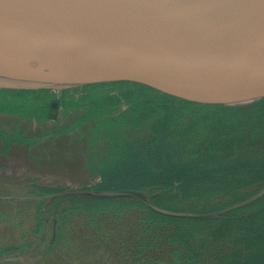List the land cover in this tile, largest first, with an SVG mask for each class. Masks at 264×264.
Returning <instances> with one entry per match:
<instances>
[{"label":"rangeland","instance_id":"374dc122","mask_svg":"<svg viewBox=\"0 0 264 264\" xmlns=\"http://www.w3.org/2000/svg\"><path fill=\"white\" fill-rule=\"evenodd\" d=\"M258 101L0 88V264H264Z\"/></svg>","mask_w":264,"mask_h":264},{"label":"water","instance_id":"95a60500","mask_svg":"<svg viewBox=\"0 0 264 264\" xmlns=\"http://www.w3.org/2000/svg\"><path fill=\"white\" fill-rule=\"evenodd\" d=\"M165 80L264 98V0H0V88Z\"/></svg>","mask_w":264,"mask_h":264},{"label":"trees","instance_id":"16d2710c","mask_svg":"<svg viewBox=\"0 0 264 264\" xmlns=\"http://www.w3.org/2000/svg\"><path fill=\"white\" fill-rule=\"evenodd\" d=\"M256 104H264V99H261L260 101H258ZM253 104H249L247 107H252Z\"/></svg>","mask_w":264,"mask_h":264}]
</instances>
